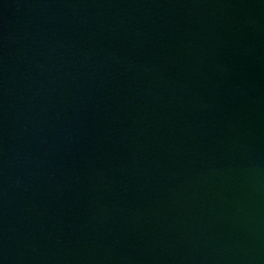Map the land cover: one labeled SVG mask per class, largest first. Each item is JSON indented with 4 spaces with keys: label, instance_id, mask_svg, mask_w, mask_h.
Masks as SVG:
<instances>
[{
    "label": "water",
    "instance_id": "95a60500",
    "mask_svg": "<svg viewBox=\"0 0 264 264\" xmlns=\"http://www.w3.org/2000/svg\"><path fill=\"white\" fill-rule=\"evenodd\" d=\"M0 264H264V0H0Z\"/></svg>",
    "mask_w": 264,
    "mask_h": 264
}]
</instances>
